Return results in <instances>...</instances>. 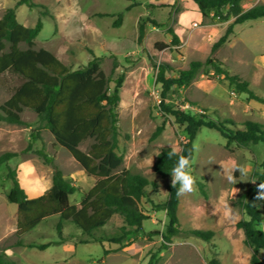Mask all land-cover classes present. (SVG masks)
<instances>
[{
    "label": "rangeland",
    "instance_id": "obj_1",
    "mask_svg": "<svg viewBox=\"0 0 264 264\" xmlns=\"http://www.w3.org/2000/svg\"><path fill=\"white\" fill-rule=\"evenodd\" d=\"M16 1L0 0V16L6 8L16 6ZM33 2L42 4L47 14L41 16L43 9L28 8L24 4L16 6L15 13L18 22L27 27L34 26L41 18L42 28L35 38L36 48L48 46L73 69L98 56L101 57L100 69L106 76L113 80L123 74L117 106V152L122 156L120 169L141 174L156 186H149L147 197L139 202L149 216L142 229L126 226L130 234L118 244L108 241L77 243L74 237L81 231L70 220L63 228L64 236L69 239L56 243L55 223L59 217L54 214L21 237L24 244L49 243L45 249L18 246L14 234L17 205L6 198L12 186L9 169L15 171L20 186L30 197L29 194L39 195L45 191L35 189L36 184L40 181L44 185L45 180L51 178L52 165H55L74 182L77 190L69 199L77 205L95 179L87 176L72 156L55 142L33 111H22L24 124L0 121V154L5 151L18 153L0 165V246L5 248L14 264H147L151 258L153 264H214L211 263L213 259L217 264H252V250L244 242L242 229L237 227L240 220L247 218L238 200L254 184L252 172L259 168L264 148L257 143L230 150L225 138L207 127H202L194 138L190 167L196 183L191 193L179 194L177 215L182 230H210L214 235L205 241L180 234L166 243V247L161 245V233L165 231L168 218L156 205L166 199L172 177L160 176L152 166L162 148L179 150L185 133L171 116H164L159 111L160 85L155 82L156 69L152 63L165 61L175 69H181L186 68L191 59L204 60L214 56L227 70L243 75L256 94L264 96V77L256 83L250 76L251 71L245 68L264 53V19L235 25L227 41L212 51V44L224 33L232 18L220 19L212 12L202 15L191 0ZM258 3H264V0H243L241 5L247 9ZM100 12L108 15L99 16ZM119 14L120 21L114 25ZM151 20L163 26H153ZM140 24H144V35L138 42ZM167 28L177 35V42L172 41ZM233 34L236 38L231 48L227 42ZM160 42L166 47L158 49L156 44ZM20 83L21 79L15 74L0 75V104ZM113 85V81L109 82V91ZM246 98V93H236L221 76L200 72L188 86L169 92L167 102L190 114H206L214 120L231 119L238 128H243L242 123L247 119L264 124V109L246 111ZM160 125L162 131L151 139ZM29 143L31 149L25 150ZM89 143V140L84 141L80 148L87 150ZM39 150L52 159L53 164L46 162ZM222 165L229 170L243 167L247 174L241 175L238 170L230 172L237 181L230 183ZM197 181L204 183L206 198L199 192ZM257 206L263 211L264 201H259ZM122 226L125 221L117 213L107 221L103 230L107 234H117ZM257 227L264 228V221ZM262 254L259 252L260 257Z\"/></svg>",
    "mask_w": 264,
    "mask_h": 264
},
{
    "label": "trees",
    "instance_id": "obj_2",
    "mask_svg": "<svg viewBox=\"0 0 264 264\" xmlns=\"http://www.w3.org/2000/svg\"><path fill=\"white\" fill-rule=\"evenodd\" d=\"M196 4L202 15L212 12L220 19L232 18L224 33L212 44L214 51L225 43L237 24L249 20L264 19V3L255 4L247 9L241 5L243 0H191ZM26 5L28 8H40L41 16L47 14L42 4L33 0H17L15 5ZM8 7L0 16V75L12 73L21 79V83L14 87L0 104V121L9 124H24L21 113L24 109L33 111L43 127L53 136L55 142L62 146L79 164L87 176L95 179L91 188L82 196L79 204L70 202V195L76 190L71 179H67L62 171L52 165L51 186L44 193L28 197L20 186L14 170L9 169L8 177L12 186L6 194L9 202L17 205L15 244L18 246L45 249L49 243L24 244L21 237L34 228L43 219L57 214L55 230L58 241L62 243L69 238L64 236V223L72 221L81 231L74 237L77 243L108 241L120 243L130 230L126 226L142 229L143 222L149 218L139 206L142 198L147 197V188L155 187V183L145 176L133 173L127 169H120L122 156L118 154V115L117 106L120 101L119 90L123 81V74L113 80L100 69V58L93 56L86 65L73 69L61 61L54 53L43 47H35V38L42 28V20L38 18L34 26L27 27L19 23L16 18L15 7ZM99 16L108 15L100 12ZM121 15L114 25H118ZM153 26H163L151 20ZM167 33L172 41L177 42V35L171 28ZM144 35V24H140L138 42ZM157 48H165L163 43H157ZM156 69L155 82L160 85L159 111L164 116H171L173 122L182 126L185 137L180 142L179 154L191 161L193 157V141L202 127L218 131L226 140V147L230 150L246 147L248 144L261 143L264 148V124L250 119L238 128L231 119L214 120L206 114H190L180 108H175L167 102L169 92L175 88L188 86L198 73L221 76L227 80L236 93H246L247 100L253 99L264 104V96L256 94L248 81L237 73L227 70L221 61L214 56L204 60L191 59L186 68L175 69L168 62L153 61ZM174 73V74H170ZM113 81V89L109 91V82ZM163 129L158 126L151 139L155 138ZM34 138V135H31ZM89 140L87 150H82L80 144ZM234 145L230 147V145ZM31 149L29 143L25 150ZM171 147L162 148L153 163V170L162 177L170 176V172L178 162V156L169 157ZM46 162L53 164L52 159L38 151ZM17 152L5 151L0 154V165L7 163L17 156ZM258 169L252 172L254 184L239 198L246 219L237 223L242 229L245 244L251 248L252 264H264V228L257 225L264 221V210L261 211L254 197L257 185L264 182V151L262 162ZM201 180L204 178L201 177ZM199 192L207 197L205 185L197 181ZM177 184L167 186L166 199L157 204L158 209L165 211L168 222L165 231L161 233L162 247L170 243L173 237L180 234L210 240L214 233L210 230H182L177 215L179 204ZM123 216L125 226L120 227L119 233L107 234L103 226L114 215ZM72 238V237H70ZM263 252L259 256V252ZM106 250H104V254ZM211 263L217 264L216 260ZM0 264H14V261L0 246ZM147 264H153L152 258Z\"/></svg>",
    "mask_w": 264,
    "mask_h": 264
},
{
    "label": "clouds",
    "instance_id": "obj_3",
    "mask_svg": "<svg viewBox=\"0 0 264 264\" xmlns=\"http://www.w3.org/2000/svg\"><path fill=\"white\" fill-rule=\"evenodd\" d=\"M174 155L178 156V162L170 172V175L172 177V187H175L177 184H179L180 187L178 189V194L191 193L192 191H194L196 181L191 174L190 160L189 158L180 155L177 148H172V151L168 153L169 157ZM222 168L224 169L223 165ZM236 170H238L241 175L247 174V171L243 167H233L231 170L224 169L226 178L230 183L235 184L237 182L235 176L233 174H229L230 172L234 173V171ZM235 193L236 192H234V194ZM254 199L255 201H264V182H261L257 185L256 196L254 197Z\"/></svg>",
    "mask_w": 264,
    "mask_h": 264
},
{
    "label": "crops",
    "instance_id": "obj_4",
    "mask_svg": "<svg viewBox=\"0 0 264 264\" xmlns=\"http://www.w3.org/2000/svg\"><path fill=\"white\" fill-rule=\"evenodd\" d=\"M235 38H236L235 34H233L231 36L229 42H227L228 47L232 48L234 46L233 41H234ZM47 48H48L49 51L54 53V51L51 50V48H49L48 46L45 47V49H47ZM54 54L58 57V55L56 53H54ZM246 67L251 71V75H250L251 78L256 83H260L263 80V77H264V53H260L257 57L254 58V60L252 62H250L249 64L245 65V68ZM245 106H246V109H247L246 111H248V112H250L249 111L250 109H254V110H262V109H264V104L259 103V102L255 101L253 99L247 100V102H245ZM40 183H41L40 181L37 182L35 189H37V188L45 189V191H46L51 186V178L48 179V180H45L44 185H41ZM40 194H42V193H40ZM29 196L30 197H35V196H38V195H30L29 194Z\"/></svg>",
    "mask_w": 264,
    "mask_h": 264
}]
</instances>
